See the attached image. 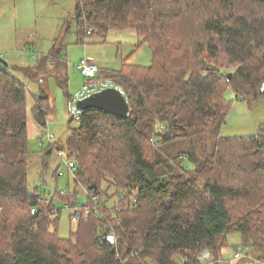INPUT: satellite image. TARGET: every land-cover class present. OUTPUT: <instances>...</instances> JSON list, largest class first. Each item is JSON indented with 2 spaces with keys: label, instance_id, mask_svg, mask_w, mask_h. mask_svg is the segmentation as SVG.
<instances>
[{
  "label": "trees",
  "instance_id": "1",
  "mask_svg": "<svg viewBox=\"0 0 264 264\" xmlns=\"http://www.w3.org/2000/svg\"><path fill=\"white\" fill-rule=\"evenodd\" d=\"M74 2L63 33L70 22L78 37L133 31L152 63L100 76L123 91L128 116L90 109L70 128L66 156L86 204L76 205V191L55 192L76 222L61 239V209L27 182L28 114L44 127L48 98L35 96L28 112L25 86L0 59V264H201L233 232L264 260V126L217 137L211 151L203 141L225 122L228 89L250 104L264 98V0ZM179 141L188 142L184 158L164 152ZM85 207L88 217L74 218Z\"/></svg>",
  "mask_w": 264,
  "mask_h": 264
},
{
  "label": "rangeland",
  "instance_id": "2",
  "mask_svg": "<svg viewBox=\"0 0 264 264\" xmlns=\"http://www.w3.org/2000/svg\"><path fill=\"white\" fill-rule=\"evenodd\" d=\"M74 4V0L1 1L0 59L7 66L8 72L25 86L28 112L34 106L35 96L44 95L48 98L44 127L38 126L28 114L27 182L30 189L37 188L39 194L47 200H52L57 191H76L79 197L76 205L81 206L86 204L84 187L75 185L71 171L73 168L68 169L66 165L72 160L67 158L65 149L70 128L77 126V120L70 122L72 116L67 103L70 101L69 97H74L83 84V78L75 65L80 59H87L98 68L94 78L107 82L100 76L118 71L124 62L149 67L152 54L147 45H139L133 31L111 30L99 37L86 32L78 37L75 23L70 22L68 30L63 33V25L73 13ZM53 45L57 48L51 54ZM14 66L32 68L37 77L26 78ZM224 98L232 102V106L218 136H203L208 151L214 147L217 137H250L257 135L264 126V98L250 104L236 99L229 89ZM49 134L52 135L50 144L47 139ZM49 146L52 148L50 154L47 152ZM187 146V141H179L173 147H167L164 152H172L174 156L181 155L184 158L186 155L182 152L187 151ZM59 151L63 155L60 156ZM185 165L193 167L188 158ZM105 188L106 186L103 189ZM108 193L113 194V189H109ZM53 203L56 208L61 209L57 234L61 239H67L76 228L75 220L70 218L72 211L58 199L53 198ZM113 203L117 206L119 200ZM226 241L228 246L222 248L219 257L214 258L211 264H264V260L258 258L259 254L249 251L243 259H232L234 252L244 249L239 232L228 234Z\"/></svg>",
  "mask_w": 264,
  "mask_h": 264
},
{
  "label": "built area",
  "instance_id": "3",
  "mask_svg": "<svg viewBox=\"0 0 264 264\" xmlns=\"http://www.w3.org/2000/svg\"><path fill=\"white\" fill-rule=\"evenodd\" d=\"M75 69L82 76L83 84H82L81 89L67 103L68 111L72 116L71 119L77 120V121L79 120V117L83 112L79 111L76 108V103L78 101H81V100L91 96L92 94L100 92L101 90H104L108 87H114V88L118 89L124 95L123 91L120 88L113 85L112 82H109V81L104 82L101 80H96V78H94V74L96 72H98V68L95 64L88 61L87 59H80L78 61V63L75 65ZM238 99L240 101H242L243 97L240 95L238 97ZM47 139H48V142L50 144L51 139H52V135H50V134L47 135ZM58 154H60V156L63 155L61 151H59ZM66 165L68 166V169L70 167L73 168L72 170L70 169L72 171V173L76 170V165L74 162H72V161L67 162ZM92 202L95 204L96 200L93 199ZM94 210L97 211L96 205L94 206ZM32 213H34V210H32ZM89 214H90V209L86 208V207L82 210V212H80L77 209L74 210V212H73L74 218H77L78 216L81 215L84 219H86ZM247 251H248V248L244 247L243 250L234 252L232 259L233 260H240V259L245 258L247 256ZM200 262H201V264H211L212 262H214V257L210 253L209 250H204L201 253Z\"/></svg>",
  "mask_w": 264,
  "mask_h": 264
},
{
  "label": "water",
  "instance_id": "4",
  "mask_svg": "<svg viewBox=\"0 0 264 264\" xmlns=\"http://www.w3.org/2000/svg\"><path fill=\"white\" fill-rule=\"evenodd\" d=\"M261 92L264 95V85L262 86ZM76 108L81 112L96 109L120 118L126 117L129 114V105L126 97L114 87H108L78 101L76 103ZM89 188L94 189L95 186L92 185ZM108 240L110 243H113L112 237H109ZM113 252L114 250H112V253Z\"/></svg>",
  "mask_w": 264,
  "mask_h": 264
},
{
  "label": "crops",
  "instance_id": "5",
  "mask_svg": "<svg viewBox=\"0 0 264 264\" xmlns=\"http://www.w3.org/2000/svg\"><path fill=\"white\" fill-rule=\"evenodd\" d=\"M72 97H70V99H71ZM27 129H28V121H27Z\"/></svg>",
  "mask_w": 264,
  "mask_h": 264
}]
</instances>
